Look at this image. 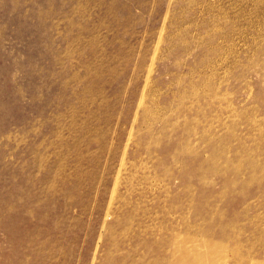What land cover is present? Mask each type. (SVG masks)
I'll return each mask as SVG.
<instances>
[{"label":"rangeland","instance_id":"374dc122","mask_svg":"<svg viewBox=\"0 0 264 264\" xmlns=\"http://www.w3.org/2000/svg\"><path fill=\"white\" fill-rule=\"evenodd\" d=\"M0 264H264V0H0Z\"/></svg>","mask_w":264,"mask_h":264},{"label":"bare ground","instance_id":"6f19581e","mask_svg":"<svg viewBox=\"0 0 264 264\" xmlns=\"http://www.w3.org/2000/svg\"><path fill=\"white\" fill-rule=\"evenodd\" d=\"M214 166V165H213ZM228 176V175H227ZM230 187V186H229Z\"/></svg>","mask_w":264,"mask_h":264}]
</instances>
